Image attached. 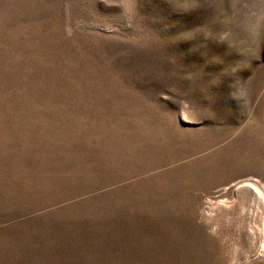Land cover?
<instances>
[{
    "label": "rangeland",
    "instance_id": "rangeland-1",
    "mask_svg": "<svg viewBox=\"0 0 264 264\" xmlns=\"http://www.w3.org/2000/svg\"><path fill=\"white\" fill-rule=\"evenodd\" d=\"M0 264H264V0H0Z\"/></svg>",
    "mask_w": 264,
    "mask_h": 264
}]
</instances>
